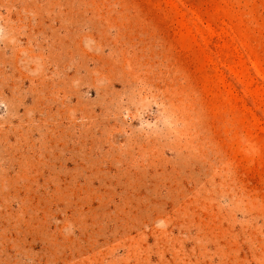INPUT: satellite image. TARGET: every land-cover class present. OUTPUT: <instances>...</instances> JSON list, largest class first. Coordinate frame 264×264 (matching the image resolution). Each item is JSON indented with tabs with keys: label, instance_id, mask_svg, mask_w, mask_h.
<instances>
[{
	"label": "rangeland",
	"instance_id": "374dc122",
	"mask_svg": "<svg viewBox=\"0 0 264 264\" xmlns=\"http://www.w3.org/2000/svg\"><path fill=\"white\" fill-rule=\"evenodd\" d=\"M0 264H264V0H0Z\"/></svg>",
	"mask_w": 264,
	"mask_h": 264
}]
</instances>
